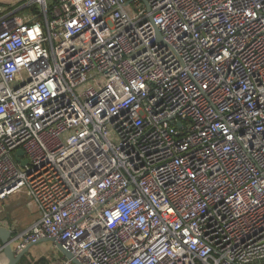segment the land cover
I'll use <instances>...</instances> for the list:
<instances>
[{
	"label": "built area",
	"instance_id": "built-area-1",
	"mask_svg": "<svg viewBox=\"0 0 264 264\" xmlns=\"http://www.w3.org/2000/svg\"><path fill=\"white\" fill-rule=\"evenodd\" d=\"M145 1L0 3V200L37 216L11 246L264 263V0Z\"/></svg>",
	"mask_w": 264,
	"mask_h": 264
},
{
	"label": "rangeland",
	"instance_id": "rangeland-1",
	"mask_svg": "<svg viewBox=\"0 0 264 264\" xmlns=\"http://www.w3.org/2000/svg\"><path fill=\"white\" fill-rule=\"evenodd\" d=\"M36 212L28 205L25 193L17 194L0 200V225L9 224L16 232H21L29 227L36 219ZM39 249H30L26 253V263L34 264L41 258L49 260L50 264H63V254L53 242H40ZM39 244V243H38Z\"/></svg>",
	"mask_w": 264,
	"mask_h": 264
},
{
	"label": "water",
	"instance_id": "water-1",
	"mask_svg": "<svg viewBox=\"0 0 264 264\" xmlns=\"http://www.w3.org/2000/svg\"><path fill=\"white\" fill-rule=\"evenodd\" d=\"M142 1L146 3L145 0ZM19 154H23V152L20 151ZM15 238L16 236L13 235L11 228L0 225V239L5 246V253L9 259L8 264H19L23 256H25L26 253L30 250V248L34 245V244H30L26 246L21 252L16 254L11 246V243L14 242ZM47 241L53 242L55 246L58 248V250H60V252L63 254V256L71 260L74 264H82L79 260H77L73 256V254L70 251H68L60 242L56 241L54 238H47L45 240H42L41 242H47Z\"/></svg>",
	"mask_w": 264,
	"mask_h": 264
},
{
	"label": "crops",
	"instance_id": "crops-1",
	"mask_svg": "<svg viewBox=\"0 0 264 264\" xmlns=\"http://www.w3.org/2000/svg\"><path fill=\"white\" fill-rule=\"evenodd\" d=\"M26 1H29V0H0V3L5 4V5H13V6H15V5H18V4H22V3L26 2ZM2 226H6V227H9V228H12L11 225L5 224V223H3ZM12 232H13V235H15V233L16 234L18 233L15 230H12ZM39 245H41V243L33 245L30 249H39V247H40Z\"/></svg>",
	"mask_w": 264,
	"mask_h": 264
},
{
	"label": "trees",
	"instance_id": "trees-1",
	"mask_svg": "<svg viewBox=\"0 0 264 264\" xmlns=\"http://www.w3.org/2000/svg\"><path fill=\"white\" fill-rule=\"evenodd\" d=\"M15 235H16V233H15ZM25 263H26V256H23V258L21 259L19 264H25ZM34 264H50V262L46 258H41V259L37 260Z\"/></svg>",
	"mask_w": 264,
	"mask_h": 264
}]
</instances>
